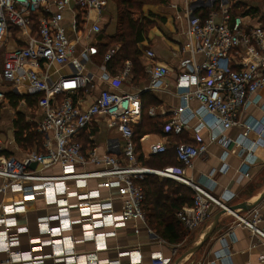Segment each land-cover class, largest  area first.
Instances as JSON below:
<instances>
[{"label": "built area", "instance_id": "obj_1", "mask_svg": "<svg viewBox=\"0 0 264 264\" xmlns=\"http://www.w3.org/2000/svg\"><path fill=\"white\" fill-rule=\"evenodd\" d=\"M184 1L187 33L193 43L188 42L182 52L189 50L193 54H203L205 59L197 62L195 55L180 57L183 71L177 75L176 88L185 105L176 111V117L169 123L170 130L176 135L181 134L195 116L200 120L194 127L197 134L206 128L229 130L247 126L240 120V113L250 97L264 87V26L250 23L257 18L250 8L244 11L245 14L235 15L229 0ZM107 4L108 0H0V54L3 56L0 103L6 100L3 83H12L14 92L27 83L30 93L39 95L37 105L43 119L37 123L36 131L44 138L40 150H26L23 156L3 155L0 135V253L7 256L0 264H43L44 257H53L65 264H115L108 259H99L96 252L115 234L107 228L122 227L128 220L146 224L145 196L140 182L150 174L175 180L194 190L193 204L177 212L186 232L201 228L211 211L218 208L234 215L235 225H242L264 244V229L259 226L260 211L253 210L241 216L231 211L225 202L230 195L217 197L212 193L213 182L204 186L187 178L186 169L206 154V144L182 142L174 145L181 167H147L138 162L134 142L132 104L136 94L102 90L88 106L83 103V90L95 77L91 71L84 73L89 62L102 72L99 79L105 81L111 78L107 63L120 48H110L101 60H95L99 56L97 43L103 31ZM199 11L204 12L205 17ZM247 18L250 20L246 21ZM71 34L76 42L72 41ZM10 38L17 44L14 49L5 45ZM82 40H85V46L79 43ZM143 57L150 61L146 68L149 74L147 89H157L169 74V68L157 64L156 54L150 49ZM70 64L72 72L56 79L48 72L53 65ZM131 66V62L126 61L124 69L113 79L118 82L129 80ZM191 99L199 101V110L189 109ZM149 112L154 113L153 110ZM105 119L112 126H118L121 134L109 138L106 153L99 154L94 129L96 123ZM83 136L85 144L81 141ZM211 141L226 144L229 139L212 132ZM168 150L166 143L150 146L152 155ZM34 162L37 166L31 168ZM53 167L60 171L45 172ZM92 180H97L99 186L120 190L119 210L114 208L112 196L105 197L98 188L89 189ZM82 189L85 190L80 191ZM11 192H20L22 199H4ZM37 195H41L49 206H54L56 212L37 219L39 235L29 238V252H20L16 250L20 245V234L28 233V228L19 226L17 216L27 211V202ZM74 209L79 212L78 217H74ZM76 224L83 230L79 240L70 234ZM66 238L70 240L68 244ZM87 240H95L97 249L92 253L78 252L77 242ZM45 245L51 247L50 255L39 254ZM123 254L128 257L129 264L142 262L139 247ZM260 260L264 262V253ZM171 262L172 258L155 254L151 264Z\"/></svg>", "mask_w": 264, "mask_h": 264}, {"label": "crops", "instance_id": "obj_2", "mask_svg": "<svg viewBox=\"0 0 264 264\" xmlns=\"http://www.w3.org/2000/svg\"><path fill=\"white\" fill-rule=\"evenodd\" d=\"M140 1L142 2V9L133 11V17L135 19L147 18L151 20V24L145 36V41L140 44L142 51L140 57L141 62L145 68L148 67L150 61L144 58L143 54L146 50L150 49L156 54L155 62L168 67L169 74L163 79L160 86L154 90L147 89L149 84L147 69H145L147 78L140 84L133 83V75L130 76L129 80L123 82H118L113 79V76L118 75L124 69L125 65L115 74L110 71L111 78L105 79V81L99 79L101 74H95L93 82L83 90L84 94L81 96L84 101L83 103L85 106H88L94 97L102 90L134 92L136 94V98L132 104V125L134 132L135 130L137 132L138 127L142 123L145 125L148 123L145 117L152 118L156 123L160 122L159 126H164L163 131L165 132V134L147 132L141 135L139 143L143 161L147 164L149 163L152 156L150 146L154 143H166L169 149H173L174 145L178 142L206 144V154L196 159L192 167L186 169L185 173L187 178L204 186L213 182L212 193L214 195L217 197L231 196V198L225 200L229 207L239 204L249 205L256 202L254 207L250 210L236 209L235 212L241 216H246L253 210L260 211L262 220L259 226L264 229V198L258 202V199L264 193V87L250 97L247 106L240 113V120L249 128H247V126L233 127L229 130H224L221 127H216L214 129L206 128L197 134L194 131V127L198 125L200 120L198 116H195L190 120L189 128H185L179 135L174 134L169 128V123L176 117V111L185 105L182 94H180L176 88L177 75L183 71L180 65V57L189 58L195 55V60L197 62H202L205 56L198 53L193 54L189 50L182 52L183 47H185L188 42L193 43L187 33L188 22L184 12V0ZM229 1L232 10L234 9L233 13L235 15L245 14L244 11L250 8L252 13L257 15V18L251 20L250 23L264 26V0ZM242 7H245L244 11ZM198 13L202 17H205L204 12L199 11ZM92 16L94 18L95 14L93 13ZM216 20L220 22V17H217ZM249 20L248 18L246 19V21ZM104 21L105 22L102 24L103 30L105 29V34L114 35L119 27V20L117 4L112 0H108ZM12 32L14 34V30H12ZM70 37L73 42H76L73 35ZM100 42L101 40L99 43ZM79 43L83 46L86 45L85 40L79 41ZM99 43H97V45ZM80 44H78V49L81 48ZM5 45L10 49L17 47L15 40L12 38L8 39ZM95 60L98 62L101 60V56L99 55ZM230 64L231 67H233L234 61L231 60ZM93 65L92 61L89 62L84 73L87 74L89 71L94 73L92 71ZM72 70L71 64L64 67L53 65L48 72H50L53 79H56L60 75L69 74ZM12 87H10L9 90H5V92H14ZM143 92L145 94H151L156 98V103L148 105L146 110L142 104ZM14 93L16 95H35L30 93L27 83L22 86L20 91ZM188 106L189 109L194 112L200 109V103L196 99H191ZM150 110H153L154 113L151 114L149 112ZM17 112H23L26 119L31 122V124H34L35 127H37V123L43 119V114L38 108L37 101L34 106L29 107L27 102L22 100L17 108L11 106L7 98L0 103V135L3 141L2 151H7L9 155L23 156L26 150L22 149L15 139L16 129L14 121L17 118ZM148 125H152L151 122ZM94 130L99 154L106 153V144L109 138L120 137L121 134L119 127L112 126L106 119L105 121L102 120L100 123H96ZM212 132L224 135L229 139L228 143L221 144L218 141L212 142ZM81 141L84 144L86 143L85 136L82 137ZM252 151H254V155ZM144 166L149 167V165ZM59 171L60 168L53 167L47 169L45 172L58 173ZM96 188H98L105 197H113L114 208L116 210L121 208V200L118 198L119 189L102 187L101 185L99 186L97 180H92L89 183V189ZM84 190L85 189H82L80 191ZM4 199L21 200L22 194L20 192H11L8 193ZM26 205L27 211L17 216L19 226H27L28 228V233L20 234V245L16 248V250L20 252H29L31 249L29 238L39 235L37 219L56 212L55 207L49 206L41 195H37L34 200H30ZM220 211L221 210L218 208L213 209L205 224L197 230L186 232L185 238L178 244H170L164 241L155 230L148 226L147 221L146 224H144L141 221L128 220L122 227L107 228V230H113L115 234L105 240V247L97 250L96 256L99 259H108L115 264H129L128 257L123 253L128 249L139 247L141 249L142 258L140 264H151L152 257L155 254H161L164 257L172 258L170 264L176 262H178V264H264V262L260 260V256L264 253V244L259 238L252 236L251 232L242 225H235L234 223L237 220L235 216L229 212L221 215L214 233L202 244L200 249L188 253L200 244L203 236L210 230L216 215ZM73 215L74 217H78L79 212L74 209ZM53 225H57V222H53ZM82 232L81 225L76 224L70 234L74 236L75 239L79 240L82 237ZM43 239H47V237L43 236ZM65 241L66 244L70 242L68 238H66ZM96 247L97 242L95 240L81 241L76 244V250L78 252L92 253L97 249ZM51 251V247L45 245L39 254L46 256L50 255ZM173 251H175L174 255ZM6 257L5 253H0V262L6 259ZM43 264L65 263L60 260H55L53 257H44Z\"/></svg>", "mask_w": 264, "mask_h": 264}, {"label": "trees", "instance_id": "obj_3", "mask_svg": "<svg viewBox=\"0 0 264 264\" xmlns=\"http://www.w3.org/2000/svg\"><path fill=\"white\" fill-rule=\"evenodd\" d=\"M112 1L117 4L119 27L114 35L105 34L100 37L101 42L98 44V47L100 52L104 54L110 47L119 45V51L107 63L108 69L115 74L125 65L126 61H130L132 64V81L133 83L140 84L147 78L146 68L140 59L142 55L140 44L145 41L151 20L147 18L135 19L133 17V11L142 9V2L140 0ZM6 98L14 108H17L22 100H25L29 107H32L36 101L38 103L39 95H16L14 92L8 91ZM155 103L156 98L153 95L143 92L142 104L145 110L148 105ZM145 119L148 123L146 125L142 123L138 127L137 132L136 130L134 132L138 162L155 169L181 167L182 164L177 160L174 147L165 153L152 155L148 164L143 161L139 143L141 135L147 132L165 134L163 131L164 126H159L160 122L156 123L149 117H145ZM150 122L152 125H148ZM14 126L16 129L15 139L22 149H42L43 135L36 131L34 124H31L26 119L23 112H17ZM1 154L9 155L7 151H2ZM140 184L144 189L145 199L143 208L148 226L155 230L159 237L170 244L181 242L186 236V230L178 220L177 212L183 207L193 204L194 190L175 180L168 178L161 179V177L154 174L147 175Z\"/></svg>", "mask_w": 264, "mask_h": 264}, {"label": "water", "instance_id": "obj_4", "mask_svg": "<svg viewBox=\"0 0 264 264\" xmlns=\"http://www.w3.org/2000/svg\"><path fill=\"white\" fill-rule=\"evenodd\" d=\"M36 166H37V163L34 162V163L31 164L30 167H31V168H35ZM263 198H264V193H263L262 196L258 199V202L261 201ZM255 204H256V202L253 203V204H249V205H247V204H239V205H235V206L230 207V210H231V211H235L236 209L250 210L252 207H254ZM224 213H226V211L223 210V211H220V212L216 215V217H215V219H214V221H213V224H212L210 230H209V231L203 236L202 241L200 242V244H198V246H196L194 249H192V250L189 251L188 253H192V252H195L196 250L200 249V247L202 246V244H203L207 239H209V238L212 236V234L214 233L215 228H216V226H217V223H218V221H219V218H220L221 215H223ZM174 264H178V262H176V263H174Z\"/></svg>", "mask_w": 264, "mask_h": 264}, {"label": "rangeland", "instance_id": "obj_5", "mask_svg": "<svg viewBox=\"0 0 264 264\" xmlns=\"http://www.w3.org/2000/svg\"><path fill=\"white\" fill-rule=\"evenodd\" d=\"M242 10L244 11L245 10V7H242ZM105 22V21H104ZM104 28H105V26H104ZM103 35H105V29L103 30V32L99 35V39L98 40H100V37H102ZM99 55L102 57V53L100 52V49H99ZM2 58H3V56H2V54H0V71L2 70L1 69V63H2ZM92 71L95 73V74H97V75H99V74H101L102 72L98 69V68H96L94 65L92 66ZM12 83H9V82H5V83H3V89L4 90H9V88L10 87H12ZM2 117V116H1ZM4 118V117H3ZM160 177V176H159ZM161 179H163L162 177H161Z\"/></svg>", "mask_w": 264, "mask_h": 264}]
</instances>
